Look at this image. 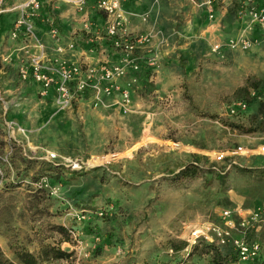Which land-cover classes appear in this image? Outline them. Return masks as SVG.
<instances>
[{"label":"rangeland","instance_id":"obj_1","mask_svg":"<svg viewBox=\"0 0 264 264\" xmlns=\"http://www.w3.org/2000/svg\"><path fill=\"white\" fill-rule=\"evenodd\" d=\"M22 1L0 2L3 258L21 264L16 254L26 251L38 264H176L181 254L171 250L193 227L217 223L224 209H261L249 241L261 245L264 264V30L239 19L240 0H211L212 19L209 0H119L120 18L98 0L83 11L40 0L33 37L13 39ZM240 38L248 50L227 47ZM35 56L50 70L77 67L68 104L21 78ZM88 69L112 77L88 81ZM239 101L247 109L232 115ZM46 246L69 256L43 261ZM216 247L194 246L185 264L235 258Z\"/></svg>","mask_w":264,"mask_h":264},{"label":"built area","instance_id":"obj_2","mask_svg":"<svg viewBox=\"0 0 264 264\" xmlns=\"http://www.w3.org/2000/svg\"><path fill=\"white\" fill-rule=\"evenodd\" d=\"M10 1L13 0H0L1 3ZM69 1L77 10L83 11L88 0ZM206 6L207 16L212 19L213 6L211 0L206 2ZM97 8L108 16L120 18L119 0H98ZM15 9H18V17L13 24L12 38L18 37L19 34L24 37H33L34 21L39 18L42 9L40 0H23ZM237 15L240 17L239 19H243L250 24L249 29L258 27L264 30V0H240ZM119 25V22L114 21L111 23L108 26L109 34L114 35ZM147 41V37H143L140 43ZM226 45L229 49L245 51L250 47V42L245 38L230 39ZM20 74L22 79H26L29 74L41 86L43 92L54 89L59 99L68 104L71 92L70 84L73 79L78 77L79 70L77 67L68 68L65 64L59 65L56 70H50L45 67L39 56H35L31 60L29 68L22 67L20 69ZM98 76L101 80L106 81H109L112 77L108 70L102 69L99 74L93 69L86 70L85 77L88 81ZM104 92L110 93L109 88H106ZM246 109V103L239 101L232 105L229 111L234 115L238 114V112H244ZM261 216V209H255L246 216L242 211L222 210L217 223H204L193 227L189 231L186 248L180 252L181 258H179V263L176 264H185L191 248L202 242L203 244L215 245L220 248L230 246L238 264H255L260 258L261 245L256 241L250 242L249 234L257 230L260 221H262Z\"/></svg>","mask_w":264,"mask_h":264},{"label":"trees","instance_id":"obj_3","mask_svg":"<svg viewBox=\"0 0 264 264\" xmlns=\"http://www.w3.org/2000/svg\"><path fill=\"white\" fill-rule=\"evenodd\" d=\"M249 102H250V100L248 101V103ZM238 128H240V127H238ZM57 231L64 238V242H69V235H68V233H67V231L65 229H63L62 227H58ZM186 244L187 243H185V242H181L177 246L174 245L173 249L171 250L172 255L175 258L179 257L180 256L179 255L180 252L186 248ZM208 248H209V246H208ZM211 248H214V247L212 246ZM216 252H217V250H216ZM43 254H44V257H42L43 261L60 260V259L68 258V256H69L65 251H62L60 248H55V247H51V246H46L45 247V251L43 252ZM16 256H17V259L19 260V262L21 264H38V261H39L38 258H36L35 256H33L32 254H30V253H28L26 251L25 252H23V251L17 252ZM228 256L230 257L229 254L225 255V256H223V255L222 256L221 255L220 256H216L217 257L216 258L217 259L216 260L217 264H235L237 262V259H235L236 257L233 259L231 257L228 258ZM175 258H174V260H175ZM178 259H177V261H178ZM0 264H12V263H9L7 260H5L3 258L1 251H0ZM169 264H174V263L172 262V263H169ZM255 264H260V259Z\"/></svg>","mask_w":264,"mask_h":264},{"label":"crops","instance_id":"obj_4","mask_svg":"<svg viewBox=\"0 0 264 264\" xmlns=\"http://www.w3.org/2000/svg\"><path fill=\"white\" fill-rule=\"evenodd\" d=\"M61 26L63 27V31L64 30H66V28L68 27V25L67 24H65L63 21H62V23H61ZM4 29H2V26H1V28H0V47H1V45H3V35H5V33H6V30H5V32H2ZM9 30V29H8ZM37 35H38V37L40 38V39H42V37H43V34L45 33L44 32V30H42V29H38L37 30ZM22 45V44H21Z\"/></svg>","mask_w":264,"mask_h":264}]
</instances>
